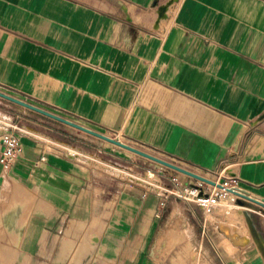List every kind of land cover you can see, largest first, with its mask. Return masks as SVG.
I'll return each mask as SVG.
<instances>
[{"label":"crops","instance_id":"crops-1","mask_svg":"<svg viewBox=\"0 0 264 264\" xmlns=\"http://www.w3.org/2000/svg\"><path fill=\"white\" fill-rule=\"evenodd\" d=\"M0 92L194 174L234 177L263 202L237 206L231 231L249 241L235 246L219 229L229 222L220 204L201 210L146 193L122 170L144 171L127 154L150 160L0 98L100 146L78 150L93 157L80 160L40 135L21 137V156L0 173L5 200L14 201L11 181L28 198L2 209L25 230L18 257L155 264L157 229L176 209L172 223L189 231L196 264H264L240 215L264 245V0H0ZM93 218L106 225L102 248L61 259L62 231L83 242Z\"/></svg>","mask_w":264,"mask_h":264},{"label":"rangeland","instance_id":"rangeland-1","mask_svg":"<svg viewBox=\"0 0 264 264\" xmlns=\"http://www.w3.org/2000/svg\"><path fill=\"white\" fill-rule=\"evenodd\" d=\"M0 113L4 114L6 116L8 115V117L12 118L14 120V123L17 125V127L19 129H21L22 131H27L28 133L32 134L34 137L36 136V138H37V135H40V136L48 139V143L47 144L45 143V147L52 150V151L55 150V151H60L63 153H67L66 151H68L69 153H72L73 155H75L78 159L83 160V159H85V157L82 156L80 154V152L78 151L81 148L87 147V150H90V151H92V149H95V150L100 149L99 142H96L98 140L91 138L89 136H84L83 134H80L77 131L66 128L62 125L55 124L51 121L44 120L43 118H40V117L30 113V112H24V111H22L21 108L16 107L15 105H12V104H10L6 101H3L1 99H0ZM0 116H2V115H0ZM121 142H123V141H121ZM57 144H60L62 146H57ZM53 147H56V148H53ZM131 148H134V147H131ZM117 149L119 150L120 148H117ZM119 151H121V150H119ZM128 152L132 153L130 151H128ZM127 155H129L132 159H136V160H134L135 162L138 159L140 160V162H137V163L144 170L141 172L142 176H144V174L147 171L153 172L156 174L155 179L158 182L159 179H161L160 176L164 175L163 173H165V174L168 173V175H176L174 172H172V170H167L168 168H166V167L163 168L159 164L157 165V164L150 162V161H148V162L145 161V164H142L141 161H143V160L141 158H139L137 156H133L131 154H127ZM87 157L93 158L88 153H87ZM107 171L109 173H114L115 175L120 174V173H117V169H113V170L111 169L110 170V168H107ZM6 178H7V180H9L8 177H6ZM162 182H164V184H165V181H162ZM11 183H12L13 189H14V193H13L14 194V201L9 200L8 198H7V200H5L6 197L3 198L4 197L3 192L1 193V195H0V219L5 214H7V213H4V210H2L4 207L3 205H6L8 207V209H11L13 205H22V206L25 205L24 203H21V198H23V196L21 195L22 193L20 190V186L16 182L11 181ZM230 204H231V206H230ZM220 205H219L220 209L216 208V211L219 209V211L222 214L225 213L224 216L226 219L227 218L229 219L228 215L226 216V214H227L226 210L227 209L228 210H236L238 208L236 203L233 202V200L230 196H224L221 199ZM170 219H171V216H170ZM170 219H169L167 225L169 224ZM162 224L163 223H161L159 228L157 229L156 236H157V238L158 237L159 238L156 240L157 241L156 247H155V250L152 254L153 259L155 261V264H170V263L171 264H196L198 255L196 253L194 245L192 244V242L190 240L191 235L188 232V230L183 231V232L181 231L182 229L183 230L185 229V227L181 226V221L179 219H177L175 221V223L172 225V227L169 229V231H166V233H164L166 227L164 228V225H162ZM105 229H106V225L104 224V222H102L98 218H93L90 222V227L87 230V236L98 235V234H99V236H101V234L105 231ZM242 229L244 230L243 227H242ZM22 230H23V228H21V226H19L18 224H16V225L14 224L12 229H10L8 231L6 229V234L4 236L6 240L4 239V237H2V239L0 238V246H2L5 249L4 250L5 257L10 260L8 262L0 261V264H4V263L5 264H23L21 262V260L20 261L18 260V258H19L18 257V250L15 251L17 249V247L15 245L16 237L19 233H21ZM181 232H182V234H181ZM62 233L64 236L60 239V241H61L60 255L63 254V256H61V259H65L67 257V255H70L72 253H75L76 256H82V254H84V253H87V254L93 253L94 254L93 251L97 250V248H92L89 250V248L87 249V247H86V249L80 251L82 248V243L86 242L89 239V237L87 238L86 241L79 242L77 244H73L72 241L66 239V237H68L70 235V229L67 228V229L63 230ZM20 240H21V238H20ZM7 241H8V243H7ZM79 245L81 247H79ZM64 246L66 247L65 250L63 249ZM67 247H68V249H67ZM77 247H79L80 249H77ZM78 250H79V252H77ZM16 258H17L19 263L17 262ZM39 264H46V263H39Z\"/></svg>","mask_w":264,"mask_h":264},{"label":"built area","instance_id":"built-area-1","mask_svg":"<svg viewBox=\"0 0 264 264\" xmlns=\"http://www.w3.org/2000/svg\"><path fill=\"white\" fill-rule=\"evenodd\" d=\"M1 114V113H0ZM0 116V173L8 171L17 161V159L22 154V145L20 142L21 137L26 131H22L14 123V120L4 114ZM60 144H57L59 146ZM55 146V145H54ZM56 146V147H57ZM53 147V148H56ZM58 148V147H57ZM52 151V150H50ZM55 153H63L60 151H53ZM64 153L71 158H77L72 153ZM81 154V153H80ZM82 155V154H81ZM82 156L90 159L87 155ZM185 170V169H184ZM188 171V170H186ZM190 172V171H188ZM176 175H168V173H163L159 181L155 179V173L147 171L144 176H136L135 174L129 173L128 171H123L122 174L127 177L130 183L133 181H141L147 186V192L154 193L163 198H168L170 196L186 203L187 205L194 206L201 210H209L218 206L221 199L224 196H230L235 203L238 196L230 193L233 191L236 194H241V189L238 186V180L234 177L225 178L223 181H214L210 178L204 180H198L192 178L188 175L181 174L174 171ZM192 173V172H191ZM194 174V173H193ZM168 175V176H167ZM196 175V174H195ZM144 177V178H143ZM159 177V176H158ZM168 182L171 187L164 186V182ZM129 183V184H130Z\"/></svg>","mask_w":264,"mask_h":264},{"label":"bare ground","instance_id":"bare-ground-1","mask_svg":"<svg viewBox=\"0 0 264 264\" xmlns=\"http://www.w3.org/2000/svg\"><path fill=\"white\" fill-rule=\"evenodd\" d=\"M1 115V114H0ZM119 141V143H121L122 145H125L123 142H121L120 140H118ZM127 146V145H126ZM145 154H147V153H145ZM147 155H149V154H147ZM161 166V165H160ZM162 167H164V166H162ZM182 174V173H181ZM197 176H199V177H201V178H204V179H207L206 177H202V176H200V175H198V174H196ZM7 177V176H6ZM6 180V179H5ZM7 181V180H6ZM24 192H25V190H24ZM28 192V191H27ZM22 196H23V198H21V203H24V204H26V202L28 201L27 199L28 198H26L27 196H26V194H24L23 195V193L21 194ZM40 198V197H39ZM23 199V200H22ZM34 201V200H33ZM42 201V200H41ZM39 202H40V200H39ZM28 203V202H27ZM37 203V202H36ZM32 204V203H31ZM34 204V203H33ZM222 204V203H221ZM27 205V204H26ZM30 205V204H29ZM226 205V204H225ZM221 206V205H220ZM230 206H231V204H230ZM29 207V206H28ZM229 207V206H228ZM227 207V208H228ZM224 208V207H223ZM231 208V207H230ZM234 208V207H233ZM220 209V208H219ZM178 210V209H177ZM241 211V209L240 208H237L236 210H226V213H227V215H228V217H229V222H227L228 224H224V225H222V224H220L219 225V229L222 231V233H223V235L225 236V237H227L228 239H229V241H231V243H233L235 246H238V247H243V246H245L247 243H248V241H249V238L248 237H246V236H242L241 234H234L235 232H232L231 230H232V228L234 227V225H235V222L236 221H239L238 219H237V217H238V215L237 214H239V212ZM176 209L172 212V214H171V219H170V222H169V224L166 226V229H165V231H164V233H166V231H169V229L171 228V226H172V222H174V218L176 217ZM225 214V213H224ZM240 215H242V214H240ZM239 224V223H238ZM243 224V223H242ZM13 226H14V218H13V215H10V214H5L1 219H0V238L2 239V237H4L5 236V234H6V229H7V231L8 230H10V229H12L13 228ZM244 226V225H243ZM101 228V227H100ZM245 228V227H244ZM98 230V229H97ZM96 230V231H97ZM106 230V229H105ZM245 230L246 231H248L246 228H245ZM68 231V230H67ZM66 231V232H67ZM95 231V230H94ZM187 231V230H186ZM25 232V230H22L21 231V233H19L18 235H17V237H16V241H15V245H17V243H19L20 242V238H22L23 236V233ZM189 232V231H188ZM187 232V233H188ZM240 232V231H239ZM68 233V232H67ZM241 233V232H240ZM245 233V232H244ZM249 235V234H248ZM43 237H46V236H43ZM43 237H42V239H43ZM89 237V239L86 241V242H84V243H82V248H81V250L80 251H82V250H84V249H86V247H87V249L89 248V250L90 249H92V248H100L101 246H100V236H99V234L98 235H90V236H87V238ZM7 238V237H6ZM251 238V237H250ZM4 239H5V237H4ZM11 239V238H10ZM41 239V240H42ZM45 239V238H44ZM58 239V238H57ZM6 240V239H5ZM4 240V241H5ZM86 240V239H85ZM84 240V241H85ZM43 242H44V240H42ZM41 241V242H42ZM66 241V240H65ZM2 242V241H1ZM22 242V241H21ZM38 242V241H37ZM82 242V241H81ZM7 243H8V241H7ZM39 243V242H38ZM252 243H254V244H256V246L258 247V249H259V252L260 253H262V255L264 256V245L262 244V242L260 241V238L258 237V235H257V237L256 238H252ZM2 244V243H1ZM10 244V243H9ZM21 244V243H20ZM36 244V243H35ZM44 244V243H43ZM68 244V243H67ZM232 244V245H233ZM11 245V244H10ZM231 245V246H232ZM20 246V245H19ZM43 246V245H42ZM5 247V246H4ZM45 247V246H44ZM79 247H81L80 245H79ZM79 247H77V249H80ZM233 247V246H232ZM237 247V248H238ZM246 247V246H245ZM65 246L63 247V249L65 250ZM102 248V247H101ZM234 248V247H233ZM236 248V249H237ZM256 248V247H255ZM263 248V249H262ZM43 249H45V248H43ZM62 249V250H63ZM67 249H68V247H67ZM4 248L2 247V246H0V261H2V262H8V261H10L8 258H6L5 257V254H4ZM39 250V249H38ZM105 250V249H104ZM10 251V250H9ZM15 251H17V249L15 250ZM68 251V250H67ZM77 252H79V250L77 251ZM85 252V251H84ZM26 255V254H25ZM61 256H63V254L61 255ZM96 257H98V255L96 256ZM16 260H17V258H16ZM18 260L20 261L21 260V262L23 263V264H28L29 263V259L27 258V257H23V258H21V256H19V258H18ZM17 260V261H18ZM94 260V259H93ZM1 262V263H2ZM5 264V263H4Z\"/></svg>","mask_w":264,"mask_h":264},{"label":"water","instance_id":"water-1","mask_svg":"<svg viewBox=\"0 0 264 264\" xmlns=\"http://www.w3.org/2000/svg\"><path fill=\"white\" fill-rule=\"evenodd\" d=\"M0 98L3 99V100L9 101V102H11V103H14V104H16V105H19V106H21V107H24V108H26V109H29V110H31V111H34V112H36V113H39V114H41V115H44V116H46V117H49V118H51V119H54V120H56V121H58V122H60V123H63V124H65V125H68V126L74 128V129L80 130V131H82V132H84V133H86V134H88V135H91V136H93V137H96V138H98V139H101V140H103V141H106V142H108V143H111L112 145L117 146V147H119V148H121V149L128 150V151H130V152H132V153H134V154H136V155H138V156H140V157H143V158H145V159H147V160H150V161H152V162H155V163H157V164H159V165H161V166H164V167H166V168H168V169H170V170H173V171H176V172H179V173H182V174L188 175V176H190V177H192V178H195V179H198V180H204L203 178H201V177H199V176H197V175H195V174H193V173H191V172H188V171H186V170H184V169H182V168H180V167H178V166H175V165H173V164L167 163V162H165V161H163V160H161V159H158V158H156V157H154V156L147 155V154H145L144 152H142V151H140V150H138V149H134V148H131V147H129V146L122 145L121 143H119V141H118L117 139H113V138H110V137L104 136V135H102V134H99V133H96V132H93V131H89V130H87V129L84 128V127H81V126H79V125H77V124L71 123V122H69V121H67V120H64V119H62V118H59V117H57V116H54V115H52V114H50V113H47V112H45V111H42V110H40V109H38V108H36V107H33V106H31V105H29V104H27V103H24V102H22V101H20V100H17V99H15V98H12V97H10V96H8V95H6V94H3V93H1V92H0ZM229 192L232 193V194H234V195H236V196H238V197L240 198V199H237L235 203H236L237 206H239V207H241V208L244 207V201L253 202V203H255V204H257V205H260V206L263 205V202H262L261 200H257V199H255V198H253V197H250V196H248L245 192H241V194H236V193H234V192L231 191V190H230ZM242 215H243V217H244L245 223H246L247 226H248V232L250 233V237H251V239H252V238H253V239L256 238L257 235H258V233H257V231L255 230V228L253 227V225H252V223H251V221H250V218H249L248 214H247L243 209H242ZM248 221H249L250 224L248 223ZM255 245H256V244H255ZM257 248H258V247H257ZM262 249H263V248H262ZM258 250H259V249H258ZM261 255H262V253H261ZM262 257H263V259H264V256H263V255H262Z\"/></svg>","mask_w":264,"mask_h":264}]
</instances>
